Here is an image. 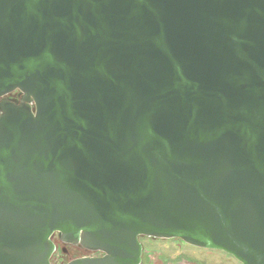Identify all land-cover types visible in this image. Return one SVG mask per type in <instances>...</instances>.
I'll use <instances>...</instances> for the list:
<instances>
[{
	"label": "water",
	"instance_id": "water-1",
	"mask_svg": "<svg viewBox=\"0 0 264 264\" xmlns=\"http://www.w3.org/2000/svg\"><path fill=\"white\" fill-rule=\"evenodd\" d=\"M55 236L264 264V0H0V264Z\"/></svg>",
	"mask_w": 264,
	"mask_h": 264
},
{
	"label": "rangeland",
	"instance_id": "rangeland-1",
	"mask_svg": "<svg viewBox=\"0 0 264 264\" xmlns=\"http://www.w3.org/2000/svg\"><path fill=\"white\" fill-rule=\"evenodd\" d=\"M140 240L144 246L143 264H241L223 250L190 245L180 238L141 236ZM55 242L58 245L52 258L55 264H67L73 258L91 254L81 247L62 243L57 236Z\"/></svg>",
	"mask_w": 264,
	"mask_h": 264
},
{
	"label": "flooded vegetation",
	"instance_id": "flooded-vegetation-1",
	"mask_svg": "<svg viewBox=\"0 0 264 264\" xmlns=\"http://www.w3.org/2000/svg\"><path fill=\"white\" fill-rule=\"evenodd\" d=\"M19 93H20V91L19 90H15V91H13L12 93H10L9 95H8V97H10V98H12V99H18L19 98ZM68 246V245H67ZM74 247H79V246H74ZM80 248V247H79ZM210 249V248H209ZM224 251V250H223ZM90 252H92V251H90ZM226 252V251H225ZM228 253V252H227ZM228 254H230V253H228ZM230 255H232V254H230ZM81 256H84V255H81ZM233 256V255H232ZM235 257V256H234ZM236 258V257H235ZM237 259V258H236ZM238 260V259H237ZM239 261V260H238ZM240 262V261H239ZM241 263V262H240ZM242 264V263H241Z\"/></svg>",
	"mask_w": 264,
	"mask_h": 264
},
{
	"label": "built area",
	"instance_id": "built-area-1",
	"mask_svg": "<svg viewBox=\"0 0 264 264\" xmlns=\"http://www.w3.org/2000/svg\"><path fill=\"white\" fill-rule=\"evenodd\" d=\"M57 251V250H56ZM55 251V252H56ZM54 252V253H55ZM93 253V254H92ZM54 255V254H53ZM53 255H52V257H51V263L52 264H55L54 262H53V260H52V258H53ZM86 255H102V253L101 252H91V254H84V256H86Z\"/></svg>",
	"mask_w": 264,
	"mask_h": 264
}]
</instances>
